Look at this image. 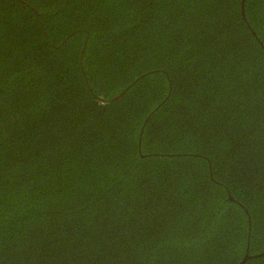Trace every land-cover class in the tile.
I'll return each mask as SVG.
<instances>
[{"label": "trees", "instance_id": "trees-1", "mask_svg": "<svg viewBox=\"0 0 264 264\" xmlns=\"http://www.w3.org/2000/svg\"><path fill=\"white\" fill-rule=\"evenodd\" d=\"M247 255L264 0H0V264Z\"/></svg>", "mask_w": 264, "mask_h": 264}, {"label": "water", "instance_id": "water-1", "mask_svg": "<svg viewBox=\"0 0 264 264\" xmlns=\"http://www.w3.org/2000/svg\"><path fill=\"white\" fill-rule=\"evenodd\" d=\"M256 256H258V255H256ZM249 257H251V256H249V255H247L241 262H240V264H243V262L247 259V258H249Z\"/></svg>", "mask_w": 264, "mask_h": 264}, {"label": "rangeland", "instance_id": "rangeland-1", "mask_svg": "<svg viewBox=\"0 0 264 264\" xmlns=\"http://www.w3.org/2000/svg\"><path fill=\"white\" fill-rule=\"evenodd\" d=\"M253 136H255V135H253Z\"/></svg>", "mask_w": 264, "mask_h": 264}]
</instances>
